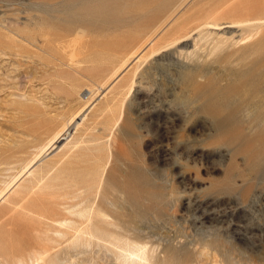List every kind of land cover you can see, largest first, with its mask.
<instances>
[{
    "label": "rangeland",
    "instance_id": "rangeland-1",
    "mask_svg": "<svg viewBox=\"0 0 264 264\" xmlns=\"http://www.w3.org/2000/svg\"><path fill=\"white\" fill-rule=\"evenodd\" d=\"M251 66L264 0H0V264H264Z\"/></svg>",
    "mask_w": 264,
    "mask_h": 264
},
{
    "label": "bare ground",
    "instance_id": "bare-ground-1",
    "mask_svg": "<svg viewBox=\"0 0 264 264\" xmlns=\"http://www.w3.org/2000/svg\"><path fill=\"white\" fill-rule=\"evenodd\" d=\"M256 44H257V42H256ZM254 46H256V45H254ZM252 47H253V45H252ZM252 47H250V51H251ZM253 50L254 49H252V51ZM255 50H256V48H255ZM256 52H257V50H256ZM244 53H246V52L244 51ZM248 54H249V51H248ZM241 55H243V54H241ZM245 56H244V58H245ZM250 56H254V53H253V55L251 54ZM259 57H260V55H259ZM135 58H138V55L135 56ZM252 58H254V57H252ZM249 59H250V57H249ZM254 59H252V60H254ZM246 68H249V67L247 66ZM259 70H257V67L251 66L248 74L246 72H244L240 75L241 79L239 78L240 81L238 83L235 81L236 83H233L232 86L225 88L223 90L222 97L220 99L217 96L219 101L216 104H214V102H216V101L213 102L214 105L211 108V113L214 117L219 119V123L221 121L233 122V123H236L239 125H243L245 123H248L250 125L249 129L254 128V129H257V131L258 130L264 131V75H262V73ZM263 73H264V71H263ZM82 96H83V98H86L88 96V92L86 94L83 93ZM86 110H83V112L79 113L76 117H78L79 115L82 116L86 112ZM71 124L77 125L78 121H75L73 119L71 121ZM67 131H68V129L63 130L57 136L56 142L59 139H62V140L66 139ZM260 139H261V137L259 136V140ZM59 147L60 146H57V148H59ZM42 158H43L42 155L40 157H38L33 162L31 167H29L27 170H25V174L29 173L31 168L33 167V165L35 163L39 162ZM250 158H251V160L256 159L257 161H259L261 158V155H260V153H257V152L252 153L250 155ZM133 198H134V196H133ZM98 225H100V224H98Z\"/></svg>",
    "mask_w": 264,
    "mask_h": 264
}]
</instances>
